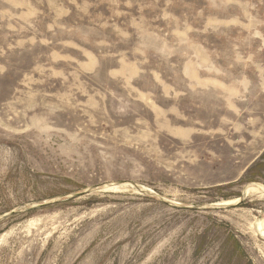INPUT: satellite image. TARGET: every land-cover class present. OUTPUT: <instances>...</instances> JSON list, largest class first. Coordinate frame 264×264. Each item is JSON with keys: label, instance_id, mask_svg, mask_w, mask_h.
<instances>
[{"label": "rangeland", "instance_id": "rangeland-1", "mask_svg": "<svg viewBox=\"0 0 264 264\" xmlns=\"http://www.w3.org/2000/svg\"><path fill=\"white\" fill-rule=\"evenodd\" d=\"M255 184L264 0H0V264H264Z\"/></svg>", "mask_w": 264, "mask_h": 264}, {"label": "water", "instance_id": "water-1", "mask_svg": "<svg viewBox=\"0 0 264 264\" xmlns=\"http://www.w3.org/2000/svg\"><path fill=\"white\" fill-rule=\"evenodd\" d=\"M130 185H132V186L138 188L141 192H143V193H145V194H147V195H150V196H153V197H155V198H158V199H159L160 201H162V202L169 203L167 200H165L164 198L160 197L159 195H157V194H155V193H153V192H151V191H147V190H145V189H143V188H140L136 183H130ZM255 186L260 187V188L264 191V186H262V185H258V184H255ZM249 187H250V186H247V187L245 188V190H244V192H243V196H244V194L246 193V190H248ZM90 191H92V188L89 189L87 192L89 193ZM79 195H81V194H72L71 197H78ZM243 196L240 198L239 202H238L237 204H235V205H228V206L226 205V206H224V205H220V204H218V205H216V206H211V208H213V209H222V208H230V207H234V206L238 205L239 203H241V202L244 200ZM60 199H61V197L55 199L54 202H57V201H59ZM50 204H52V203H44V204H42V205H35V206H33L32 208H42V207H46V206H48V205H50ZM14 214H15V212H12V213H10V214H8V215H6V216H11V215H14Z\"/></svg>", "mask_w": 264, "mask_h": 264}, {"label": "bare ground", "instance_id": "bare-ground-1", "mask_svg": "<svg viewBox=\"0 0 264 264\" xmlns=\"http://www.w3.org/2000/svg\"><path fill=\"white\" fill-rule=\"evenodd\" d=\"M114 187V186H113ZM115 188V187H114ZM110 189H112V188H110ZM115 189H118V188H115ZM145 190H148V191H153L152 189H148V188H144ZM114 190V189H113ZM111 191V190H110ZM261 191V190H260ZM259 191V189H257V188H253V187H250L249 188V190H248V192H247V197H249L250 198V196H251V194H253L254 195V193L256 194H258V193H261ZM256 194V195H257ZM262 194V193H261ZM252 195V196H253ZM239 202V200L238 199H234V200H229V201H225V202H222V203H220V205H224V206H228V205H235V204H237ZM258 230L260 231V233H261V235L262 236H264V220L263 221H259L258 222ZM260 236V235H259Z\"/></svg>", "mask_w": 264, "mask_h": 264}]
</instances>
